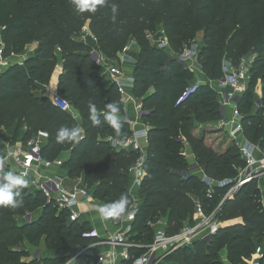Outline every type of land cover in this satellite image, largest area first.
Segmentation results:
<instances>
[{
	"label": "trees",
	"instance_id": "trees-1",
	"mask_svg": "<svg viewBox=\"0 0 264 264\" xmlns=\"http://www.w3.org/2000/svg\"><path fill=\"white\" fill-rule=\"evenodd\" d=\"M0 25L6 26L3 42L7 57L38 43L31 56L14 61L0 73V136L14 128V137L23 130L27 142L39 131L47 132L42 155L55 160L68 152L64 168L70 178L82 179L101 205L127 195L126 214L133 204L130 169L141 154L118 147L112 140L132 133L128 122L119 119L116 130L102 119L107 103H118V115H122L123 102L117 85L103 75L92 51L97 49L111 61L135 41L139 51L132 90L146 111L142 120L149 126V134L145 175L138 190L141 202L131 224L130 240L152 243L156 228L148 222L157 223L161 218L166 219L167 233L179 232L194 221L200 203L208 214L218 210L222 222L218 232L209 240L174 250L158 264H226L221 256L225 249L230 264H250L264 250H260L264 184L253 179L225 198L246 162L233 138L222 148L207 141L206 124L222 118L218 94L210 82L192 83L193 71L177 59L201 26L205 42L197 61L209 80L223 77L226 58L239 63L253 55L250 83L238 107L244 137L264 155V0H104L95 12L84 13H77L71 0H0ZM160 28L166 35V48L150 37ZM60 60L57 89L79 110L80 118L39 94L41 84L53 81ZM259 81L261 105L255 98ZM90 102L101 117L99 126L94 127L89 119ZM62 126L80 128L79 140L57 143L56 133ZM183 141L192 147L196 163L215 184L210 186L198 173L183 178L176 172L191 168ZM21 195L19 207L0 206V264H69L78 250L98 239L88 221L69 222L68 212L59 211L42 193L34 194L27 187ZM27 212L33 214L29 222L22 220ZM124 215L111 222L120 225ZM42 238L55 252L74 253L33 258L26 245L39 244ZM146 250L132 247L131 252L138 256ZM71 264L102 263L97 256L82 254Z\"/></svg>",
	"mask_w": 264,
	"mask_h": 264
},
{
	"label": "built area",
	"instance_id": "built-area-1",
	"mask_svg": "<svg viewBox=\"0 0 264 264\" xmlns=\"http://www.w3.org/2000/svg\"><path fill=\"white\" fill-rule=\"evenodd\" d=\"M5 29L6 26L0 25V73L11 64L7 62L9 58L17 56L12 55L7 57L4 54L3 32ZM86 30L87 26L84 32ZM152 36L150 35L151 38ZM155 43L162 48L168 46L167 40L160 39ZM198 50V44L192 42L190 46L185 47L184 51L177 56L179 63L194 72ZM92 57L100 65L103 75L117 85L118 91L121 94L124 112H130L131 106H135V118H125V121L131 126L132 133L127 138L118 136L112 138V140L118 147L140 152L141 159L130 169L132 175L130 192L133 197V204L124 215L119 228L112 231L108 225H105V233L103 235L93 229L92 233L98 239L78 250L70 259L69 264L75 262L78 256L82 254L97 256L99 262L102 264H158L164 262L165 256L174 250L185 246H192L197 240H209L213 234H216L222 225V222L218 218V210H214L208 214L201 204L198 203L194 213V221L186 223L179 232L174 234L167 233L166 221L164 218H161L157 223L151 220L148 222L156 228L152 243L141 245L135 244L130 240L131 224L136 219L141 202V198L136 192H133V189L141 186L145 175L143 160L147 153L146 148L149 134V126L146 123L141 124L138 119L142 118V115L146 111L143 110L142 103L133 93V75H130L123 66L109 63L107 61L108 58L97 49H93ZM253 62L254 57L251 56L242 58L236 66L224 61L222 66L223 77L215 81L216 85L211 84L213 80H210V84L216 90L218 100L222 106L220 126L228 130L231 138L236 141L246 162L245 166L234 179L233 185L228 189L225 198L232 197L239 188L253 179H258L261 182L264 172L260 169L264 168V155L261 154L258 145L251 143L244 137L243 116L238 107L243 94L248 88L242 81V77L248 76L251 78ZM191 89H194V87ZM261 96L262 83L259 81L255 90L256 102L259 105H261ZM53 101L63 110L71 112L72 104L60 94L55 95ZM226 108L230 110L229 113L225 111ZM48 137L49 134L47 132L39 131L27 142L21 136L12 145L0 148V161H3L0 164V177L4 174L7 175L8 170L25 174L29 180L28 187L32 192L42 193L47 201L53 203L59 211H67L69 222L82 221V206L97 208L101 206V203L94 198L91 190L82 183V179L79 178L75 186L67 187L61 179L49 174V171L64 168L65 158L59 157L55 160H50L42 155V148ZM176 172L183 178H188L192 173H198L201 179L210 186L216 183V181L207 176L203 166H199L196 161L191 163L190 170H176ZM260 186L262 187L261 183ZM208 192L211 194L212 189H209ZM262 203L264 206V192ZM25 218L31 221L33 217L30 212H27ZM132 247H146L147 250L138 256H133L131 252ZM250 264H264V250L259 252Z\"/></svg>",
	"mask_w": 264,
	"mask_h": 264
},
{
	"label": "clouds",
	"instance_id": "clouds-1",
	"mask_svg": "<svg viewBox=\"0 0 264 264\" xmlns=\"http://www.w3.org/2000/svg\"><path fill=\"white\" fill-rule=\"evenodd\" d=\"M74 10L77 13L95 12L98 5H102L104 0H71ZM107 111L103 114V121L107 122L114 129L119 130V112L120 107L118 103H107ZM89 119L92 125L99 126L101 124V117L97 115V109L94 104L89 103ZM81 136V129L78 127L62 126L57 130V143L76 142ZM3 161H0L2 164ZM29 186V180L25 174L9 171V173L0 179V206H10L12 208L19 207L23 203L22 191ZM130 204L127 195H121L120 199L98 206L97 213L103 220L119 219L128 209Z\"/></svg>",
	"mask_w": 264,
	"mask_h": 264
},
{
	"label": "crops",
	"instance_id": "crops-1",
	"mask_svg": "<svg viewBox=\"0 0 264 264\" xmlns=\"http://www.w3.org/2000/svg\"><path fill=\"white\" fill-rule=\"evenodd\" d=\"M88 33H89V29L87 28V30L84 32V35L87 36ZM159 38H161V40H167L165 32L163 29L159 34H157V33L153 34L151 39L154 42H157V40H159ZM131 43H132L131 47L134 48V50H136V57H137L138 51H139V46H138L137 42H135V41H132ZM28 46H29V50L26 52V50L28 49L27 48ZM28 46L25 48V50L21 54L17 55L14 58L15 61L24 60V59L28 58L29 56H31L34 53L35 49L37 48L38 43H31ZM12 60H13V58H12ZM127 60L129 62V64H127L129 67H128V70L126 69V71L130 75H133L134 63L136 62V58L134 60L130 59V58ZM126 63H127V61H126ZM61 71H62V61L60 60V62L58 64V70H57V73L55 74L53 81L49 85L48 84L47 85H43V84L40 85V89H39L40 95L48 96V97H51L53 99L55 95L59 94V91L57 89V80H58V75L60 74ZM209 82H210V80L206 77L204 72L201 70V66L197 61L195 64L193 83L205 84V83H209ZM211 84L216 85V82L212 81ZM134 109H135V106L132 105L130 108V112H126V113L124 112L122 115H119V119L125 121V118H127V117L135 118L136 111H134ZM225 111L227 113H229L230 110L228 108H226ZM71 113L76 118H80V112L74 106L72 107ZM138 120H139V122H141V124L144 123L142 118H140ZM219 123H220V120H213V121L208 122L206 125L208 127L212 128L213 126H216ZM14 130H15L14 128H9L6 130L4 136H0V146L1 147L5 148L6 146H10L14 143V140H15V137H14L15 131ZM23 133H24L23 130H19V135L23 136ZM183 142L185 145L184 151H185V154H186L188 161L191 163L195 162L196 156L193 153L192 147L187 142H185V141H183ZM68 155H69V153L65 152V153H63V155L61 157L66 158V157H68ZM49 174L53 175V176H60L62 182L67 187L75 186L79 180V179L70 178L69 172L66 168H63L62 170L49 171ZM138 190H139V187L136 189H133V192H136L138 194ZM81 213H82L81 220L82 221H88L90 223L91 227L93 229L97 230L99 232V234H101V235H103L105 233V230H104L105 225L106 226L108 225V227H110V229L112 231H115L119 228V225H114L111 222V219H108V220L101 219L99 214L96 211V208H87L85 206H82L81 207ZM165 221H166V219H165ZM110 224H112L113 227H111ZM222 255L224 257L223 260L225 261V263L230 264L228 261V256H227L228 253H227L226 249Z\"/></svg>",
	"mask_w": 264,
	"mask_h": 264
},
{
	"label": "rangeland",
	"instance_id": "rangeland-1",
	"mask_svg": "<svg viewBox=\"0 0 264 264\" xmlns=\"http://www.w3.org/2000/svg\"><path fill=\"white\" fill-rule=\"evenodd\" d=\"M161 31H162V29L160 28L158 30L157 34H159ZM160 39L161 38H159V40ZM192 42L197 43L199 48H200V45H202L205 42V32H204V28L202 26L199 28L197 36H196L195 40L192 41ZM131 44L132 43L130 42L128 48L124 52L119 53L116 58H113V60H111V61H109V59H108L107 61L109 63L119 64V65L123 66L125 69L128 70L129 66L127 64H129V62H128L127 59L130 58V59L134 60L136 58V50H134V48L131 47ZM27 48L28 49L26 50V52L29 50V46ZM15 57L16 56L10 57L9 61H7L8 64L13 63L15 61V59H14ZM251 57H253V55ZM12 58H13V60H12ZM126 61H127V63H126ZM225 61L230 63V64H232V65H235V66L238 65L237 62H233L229 58H226ZM193 74H194V72H193ZM242 81L248 87L249 83H250V77L244 76V77H242ZM212 128L208 127L209 130L206 131V139H207L208 142H210L211 144H214L216 148L225 147L228 143H230L231 136H230L228 130H226L224 127L220 126V123L217 124L216 126H213ZM20 137H21V135H19V133H18L14 141H18L20 139ZM0 148H2V147L0 146ZM62 169L63 168L58 169V170H62ZM260 169L264 171V168H260ZM9 171H11V170H8L7 174L9 173ZM5 176H6L5 174L3 176L1 175L0 179H2ZM54 177H57L58 179H61L60 176H54ZM261 182H262V184H264V172H263L262 177H261ZM33 193L35 194V192H33ZM30 214L33 217V214L31 212H30ZM26 215H27V213H26ZM22 220H25V221L29 222L28 221L29 219H27L25 217H23ZM110 226L113 227L112 224H110ZM44 238L41 239V242L39 244H36V245L28 244V245H26L29 248V251H30L29 253L31 254L30 256H32L33 258L34 257L35 258H39V257H44V256H53L56 253L59 254V255H62V256L63 255H67V253L71 254L72 251L55 252L53 249H49L47 247V245H46V242L44 241ZM263 248H264V237L262 239L260 250L263 249ZM224 251L225 250H222V252H221L222 258H224L223 255H222L224 253ZM72 253H74V252H72ZM257 255L258 254H256L253 257V259H255ZM26 260L30 261V258L26 257Z\"/></svg>",
	"mask_w": 264,
	"mask_h": 264
}]
</instances>
